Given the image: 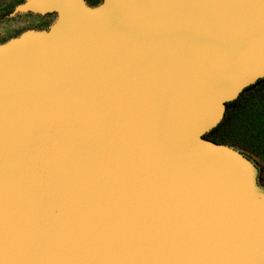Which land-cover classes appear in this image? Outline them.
<instances>
[{
  "label": "water",
  "instance_id": "95a60500",
  "mask_svg": "<svg viewBox=\"0 0 264 264\" xmlns=\"http://www.w3.org/2000/svg\"><path fill=\"white\" fill-rule=\"evenodd\" d=\"M0 43V264H264V191L205 135L264 79V0H24Z\"/></svg>",
  "mask_w": 264,
  "mask_h": 264
},
{
  "label": "rangeland",
  "instance_id": "374dc122",
  "mask_svg": "<svg viewBox=\"0 0 264 264\" xmlns=\"http://www.w3.org/2000/svg\"><path fill=\"white\" fill-rule=\"evenodd\" d=\"M24 0H0V43L18 36L26 29H47L55 14L18 13L11 16L14 6ZM95 5L100 0H87ZM214 129L213 137L246 155L256 167V181L264 191V80L244 90L234 107ZM220 142V143H221Z\"/></svg>",
  "mask_w": 264,
  "mask_h": 264
},
{
  "label": "trees",
  "instance_id": "16d2710c",
  "mask_svg": "<svg viewBox=\"0 0 264 264\" xmlns=\"http://www.w3.org/2000/svg\"><path fill=\"white\" fill-rule=\"evenodd\" d=\"M262 80H264V79H261V80L257 81L256 83H258V82H260V81H262ZM249 87H251V86H249ZM249 87L246 88L245 90L249 89ZM241 94H242V93H241ZM241 94H240V95H241ZM240 95H239V96H240ZM237 99H238V98H237ZM235 101H236V100L231 101V102H228V103L226 104L225 119L228 118V116H229L228 114L231 112V109L234 107ZM220 123H221V122H220ZM214 129H215V128H214ZM214 129L211 130L210 132H208V133L205 135V137H206V138H209V139H212V140H214V141H216V142H221V141L216 140V139L213 137L212 133H213ZM221 143H222V142H221Z\"/></svg>",
  "mask_w": 264,
  "mask_h": 264
}]
</instances>
